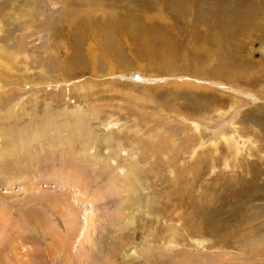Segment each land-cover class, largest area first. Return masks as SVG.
<instances>
[{"label":"rangeland","instance_id":"1","mask_svg":"<svg viewBox=\"0 0 264 264\" xmlns=\"http://www.w3.org/2000/svg\"><path fill=\"white\" fill-rule=\"evenodd\" d=\"M96 1L0 0V264H264V0Z\"/></svg>","mask_w":264,"mask_h":264},{"label":"bare ground","instance_id":"2","mask_svg":"<svg viewBox=\"0 0 264 264\" xmlns=\"http://www.w3.org/2000/svg\"><path fill=\"white\" fill-rule=\"evenodd\" d=\"M70 2V1H69ZM69 2H68V5H69ZM86 2V1H85ZM90 3H91V1H90ZM95 3V6H103V5H101V3L99 2V0L98 1H96V2H94ZM97 3V4H96ZM63 4H64V6L67 4V1H63ZM87 4V3H86ZM89 4V3H88ZM92 4H93V1H92ZM65 9H66V6H65ZM92 9H94V8H91V9H87V10H83V15L80 17V16H76V17H73V19H71V20H69L70 18L69 17H66V16H64L65 14H63V18H64V21L65 20H67L68 22H70V23H75V21H77V23H78V25H81V27H86V28H88V26H89V21H88V19L91 17V13H93L92 11ZM82 13V12H81ZM81 13H79V15L81 14ZM70 17L72 16V14H68ZM81 19H83L82 21H81ZM112 20V19H111ZM81 21V22H80ZM112 22H114L113 20H112ZM119 23V22H118ZM76 24V23H75ZM114 24V23H113ZM120 24H122V25H116L115 27L113 26V29L111 30V31H113V32H115V35H119L120 33H122V32H125V29L126 28H128L130 25H131V23H128V22H124V21H120ZM115 25V24H114ZM144 25H141V24H137L136 25V28L135 27H133V30L135 31L137 28H138V30L137 31H135V33H131L132 35H135L136 37H139V36H137V34L138 33H140V32H143V33H145V29H144ZM107 29H110V27H107ZM99 32V31H98ZM102 33L103 32H105V31H101ZM130 31H128V33H129ZM93 33V32H92ZM154 34V33H153ZM97 34H92V38H97V36H96ZM107 35V34H106ZM109 35H107V37H108ZM154 36H157V37H161L162 39H164V37H165V35L162 33H158V32H155V35ZM113 38H115V37H113ZM139 38H141V39H143L142 41H144V43H143V45H144V47L142 48V56H144V57H146V58H149L150 59V57H152V55H153V53H152V51H151V45L153 44V42L157 39V38H153L152 40H151V38L149 37V36H144V37H139ZM172 49H170V48H168V49H165L164 51H163V54L161 55V56H163V59L164 58H166V59H171L170 57H172V51H171ZM106 62V61H105ZM108 66V65H107ZM113 75V74H112ZM262 99H264V98H262ZM259 100V99H258ZM222 107H218V111H220L221 112V109ZM233 111H232V108H230L229 110H228V112L226 113V114H228V116H231V113H232ZM223 113V112H222ZM250 113L254 116V114L255 115H258V114H262V113H264V103L263 104H261L259 107H257L256 109H252L251 111H250ZM233 115V114H232ZM224 116H225V114H224ZM228 116H226V117H228ZM78 117V116H77ZM225 117V118H226ZM241 117V115H236V118H235V120H234V123L233 124H237V121H238V119ZM79 118V117H78ZM230 119V118H229ZM79 120V119H78ZM79 123V122H78ZM262 124H264V120L261 122ZM199 126V125H198ZM243 128V127H242ZM236 130V129H235ZM263 131H264V129H263ZM258 133V132H257ZM231 134L233 135V132L231 131ZM264 134V133H263ZM237 135V134H236ZM249 135V134H248ZM247 135V137L246 136H244V138H245V140L247 141V142H251L252 143V145L250 146V147H248V152H247V154H248V157H250V158H252L251 160H245L244 162H243V164H244V167H246V168H249V170L251 171V172H253L254 173V175L256 174H258V172H264V158L262 157V155H259L258 153H261V150H260V148L259 147H253L254 146V141L249 137ZM239 135H237V136H235V135H233V139H231V136L229 135L228 136V134L226 133V132H222L221 133V137L223 138V140H225L227 143H229V142H231L230 144H228V146L230 145V147H232V148H234V149H232V150H235V152H236V154H238V152H239V149H241L240 148V145L238 144V141H239V139H240V137L239 138H237ZM260 136H261V134H260ZM200 137L201 138H204L201 134H200ZM261 138L262 139H264V136L262 135L261 136ZM243 141V140H242ZM244 143H245V141H243ZM257 142H259V141H257ZM203 143V142H202ZM242 146V145H241ZM216 150V149H215ZM225 164V163H224ZM237 164V163H236ZM259 165H261L262 167H260ZM237 168H238V166H237ZM241 170V172H243V170H242V168H240ZM245 171V170H244ZM241 183L240 184H243V186L242 185H239V186H241V189H245V188H247L248 186H250V187H252L250 184H248V183H246V180H243V181H240ZM249 188V187H248ZM247 191H249V190H247ZM232 195H239V193H232ZM251 197H248L247 199H250ZM263 199V198H262ZM70 214L73 216L72 218L74 219V221L72 220V222L74 223H77V221H78V216H77V214L76 213H74V212H70ZM231 218V216H229V219ZM240 219V218H239ZM67 229V228H66ZM68 234L70 233V231L71 230H69L68 229ZM73 231V230H72ZM71 234V233H70ZM73 234V233H72ZM59 235V234H58Z\"/></svg>","mask_w":264,"mask_h":264}]
</instances>
